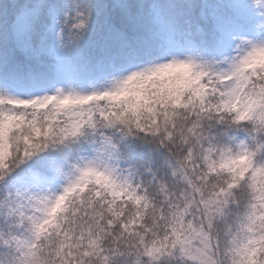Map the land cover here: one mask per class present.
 I'll return each instance as SVG.
<instances>
[{
  "label": "snow or ice",
  "instance_id": "1",
  "mask_svg": "<svg viewBox=\"0 0 264 264\" xmlns=\"http://www.w3.org/2000/svg\"><path fill=\"white\" fill-rule=\"evenodd\" d=\"M0 264H264V0H0Z\"/></svg>",
  "mask_w": 264,
  "mask_h": 264
}]
</instances>
